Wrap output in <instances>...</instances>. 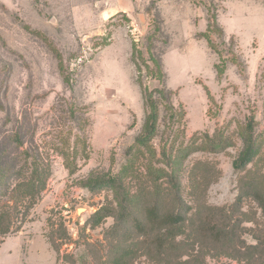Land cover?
<instances>
[{
  "label": "rangeland",
  "instance_id": "374dc122",
  "mask_svg": "<svg viewBox=\"0 0 264 264\" xmlns=\"http://www.w3.org/2000/svg\"><path fill=\"white\" fill-rule=\"evenodd\" d=\"M143 87L166 93L156 95L152 146L159 159L181 161L190 209L181 239L200 241L195 264H239L196 233L207 224L233 228L237 243L238 234L256 243L264 216L244 200L245 232H238L234 163L250 114L264 151V0H0V168L10 169L0 206L24 161L40 157L52 170L20 231L0 236V264H161L144 254L136 219L149 205L172 212L178 199L159 192L146 157L132 159L129 210L115 231V217L104 216L120 213L111 191L84 186L130 161L147 115ZM206 134L217 150L204 146ZM252 169L264 173V163Z\"/></svg>",
  "mask_w": 264,
  "mask_h": 264
},
{
  "label": "trees",
  "instance_id": "16d2710c",
  "mask_svg": "<svg viewBox=\"0 0 264 264\" xmlns=\"http://www.w3.org/2000/svg\"><path fill=\"white\" fill-rule=\"evenodd\" d=\"M143 91L147 115L142 132L130 149V161L118 174H92L84 182V186L92 192L111 191L120 213L110 211V213H105L104 216L115 217L116 223L111 229V231H115L129 210L130 199L124 194V185L125 176L132 171L134 166L132 159L133 157H146V163L150 165L147 172L155 179L157 189L159 192L163 189L168 194L173 193L178 199V208L172 212H166L159 205H149L143 210L141 218L136 219L137 225L135 228L140 237L143 238L144 254L150 260L159 261L161 264H195L200 255L196 250V248L201 249L200 241H196L194 238L188 241L181 239L182 234L187 229L186 225L189 221L188 213L190 211L188 204H184L181 196V161L177 156L168 158V162L159 159L157 151L152 146V142L157 135L159 122V106L156 95L166 98V93L161 89L151 91L146 87H143ZM169 108L174 111L173 106L170 105ZM183 114L184 112L181 111V115ZM177 117L178 114L172 112V120ZM257 125L256 115L250 114L238 131L239 138L243 143V150L234 163V169L239 176L238 232L243 230V233L245 228L241 227V224L245 220L240 216H246L241 210L244 200L251 199L256 202L264 216V173L259 174L252 169L255 164L264 163V151L256 135ZM196 136L197 134L194 135V138ZM205 137L207 140H205L204 146L209 144L211 147L214 145L213 148L216 150L219 148L220 145H216L215 136L210 137L206 134ZM201 150H206V147H202ZM63 156L67 162L68 155L64 153ZM163 157L164 159L167 158L165 152ZM154 160L162 165L159 167L154 166ZM66 167L71 170L69 164ZM9 170L8 167L0 168V185ZM51 174L50 165L40 157L31 161L28 159L19 167L16 173L18 176L17 181L10 193L4 195V204L0 206V236L8 235L13 231H20L22 224L41 200ZM189 181L193 185L199 183L198 179L193 176L190 177ZM94 216L102 220V210L96 212ZM247 220L251 221L250 219ZM210 224L197 230L196 233L200 236L204 234L211 237L214 244L227 250V257L239 264H264V230L255 235V244H248L239 234L237 243L233 228L220 223H213L209 227ZM49 241L59 251L61 244H58L53 236L49 238Z\"/></svg>",
  "mask_w": 264,
  "mask_h": 264
},
{
  "label": "bare ground",
  "instance_id": "6f19581e",
  "mask_svg": "<svg viewBox=\"0 0 264 264\" xmlns=\"http://www.w3.org/2000/svg\"><path fill=\"white\" fill-rule=\"evenodd\" d=\"M82 211H80V213H81Z\"/></svg>",
  "mask_w": 264,
  "mask_h": 264
}]
</instances>
